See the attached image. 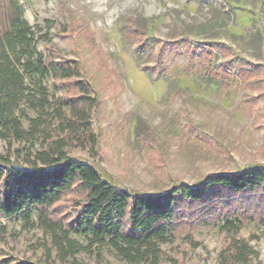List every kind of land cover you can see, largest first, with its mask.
Segmentation results:
<instances>
[{
  "label": "rangeland",
  "instance_id": "1",
  "mask_svg": "<svg viewBox=\"0 0 264 264\" xmlns=\"http://www.w3.org/2000/svg\"><path fill=\"white\" fill-rule=\"evenodd\" d=\"M17 1L34 33L30 56L80 71L72 79L34 76L51 99L90 106L89 130L70 113L77 130L52 131L66 138L69 157L94 165L116 187L147 194L181 184L198 189L209 175L264 167V0ZM7 8L0 0L1 25ZM30 148L39 144L0 138V155L11 163ZM204 193L200 201L178 200L163 260L220 264L234 240H245L258 255L249 264H264V186ZM85 198L75 186L49 214L70 223ZM226 219L240 220V230H224ZM33 220L2 217L0 264L44 259L47 238ZM74 238L87 245L83 235ZM66 264L127 263L93 248Z\"/></svg>",
  "mask_w": 264,
  "mask_h": 264
},
{
  "label": "trees",
  "instance_id": "2",
  "mask_svg": "<svg viewBox=\"0 0 264 264\" xmlns=\"http://www.w3.org/2000/svg\"><path fill=\"white\" fill-rule=\"evenodd\" d=\"M5 2L8 15L0 24V138L24 142L30 148L20 163L0 155V238L6 235L2 217L22 216L25 224L37 226L45 234L44 259L7 260L6 264H66L71 258L95 248L101 256L104 248L113 250L127 264H178L163 260V245L174 235L173 222L178 200L200 201L207 190L235 193L255 191L264 186V167L240 172L209 175L193 189L181 184L172 190L147 194L119 188L106 181L96 167L68 156V142L58 134L76 131L68 115L89 130V105L78 108L58 97H49L46 87L36 77L54 79L80 78L77 66L49 63L44 56L31 55L33 31L24 21V10L17 0ZM34 78V79H33ZM38 84V89L28 84ZM81 96L88 98L89 88L78 83ZM30 109L35 113L30 117ZM27 121V127L24 123ZM75 186L86 192L76 218L70 223L53 219L49 209L60 202ZM226 219L222 228L238 231L241 221ZM85 237L87 245L74 235ZM257 253L245 240H234L220 256V264H249Z\"/></svg>",
  "mask_w": 264,
  "mask_h": 264
}]
</instances>
